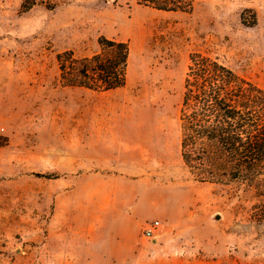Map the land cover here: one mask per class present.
I'll list each match as a JSON object with an SVG mask.
<instances>
[{"label":"rangeland","instance_id":"374dc122","mask_svg":"<svg viewBox=\"0 0 264 264\" xmlns=\"http://www.w3.org/2000/svg\"><path fill=\"white\" fill-rule=\"evenodd\" d=\"M102 36L130 46L126 86L62 87L59 52ZM194 52L264 89V0H0V264H264L260 200L182 161Z\"/></svg>","mask_w":264,"mask_h":264},{"label":"trees","instance_id":"16d2710c","mask_svg":"<svg viewBox=\"0 0 264 264\" xmlns=\"http://www.w3.org/2000/svg\"><path fill=\"white\" fill-rule=\"evenodd\" d=\"M99 50L57 55L59 84L112 92L127 84L130 46L98 40ZM181 157L199 183L239 185L264 206V89L239 77L217 57L194 52L180 109Z\"/></svg>","mask_w":264,"mask_h":264},{"label":"crops","instance_id":"0c3cea01","mask_svg":"<svg viewBox=\"0 0 264 264\" xmlns=\"http://www.w3.org/2000/svg\"><path fill=\"white\" fill-rule=\"evenodd\" d=\"M135 249H137V247H135ZM121 262L123 264H186V260L180 257L166 256L159 253L154 256H144L142 253H133Z\"/></svg>","mask_w":264,"mask_h":264},{"label":"built area","instance_id":"2783aa9c","mask_svg":"<svg viewBox=\"0 0 264 264\" xmlns=\"http://www.w3.org/2000/svg\"><path fill=\"white\" fill-rule=\"evenodd\" d=\"M160 223L155 221L149 224L143 231V237L149 241H155L159 237Z\"/></svg>","mask_w":264,"mask_h":264},{"label":"water","instance_id":"95a60500","mask_svg":"<svg viewBox=\"0 0 264 264\" xmlns=\"http://www.w3.org/2000/svg\"><path fill=\"white\" fill-rule=\"evenodd\" d=\"M154 244H157V241H153Z\"/></svg>","mask_w":264,"mask_h":264},{"label":"bare ground","instance_id":"6f19581e","mask_svg":"<svg viewBox=\"0 0 264 264\" xmlns=\"http://www.w3.org/2000/svg\"><path fill=\"white\" fill-rule=\"evenodd\" d=\"M130 62V61H129Z\"/></svg>","mask_w":264,"mask_h":264}]
</instances>
